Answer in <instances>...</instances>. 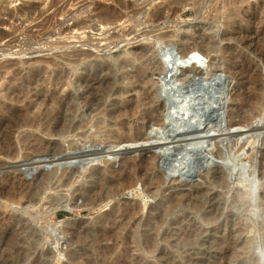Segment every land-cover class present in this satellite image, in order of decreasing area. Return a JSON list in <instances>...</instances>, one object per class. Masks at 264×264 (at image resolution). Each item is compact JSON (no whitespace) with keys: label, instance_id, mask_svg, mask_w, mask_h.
Returning <instances> with one entry per match:
<instances>
[{"label":"rangeland","instance_id":"374dc122","mask_svg":"<svg viewBox=\"0 0 264 264\" xmlns=\"http://www.w3.org/2000/svg\"><path fill=\"white\" fill-rule=\"evenodd\" d=\"M247 1L250 0H0V264H107L105 254L112 256L116 251L120 252L112 256L113 260L131 257L132 262L127 260L131 264H242L243 258L246 264L263 263L264 139L260 137L264 138V88L260 116L252 125L258 128L254 132L250 127L240 128L243 136L227 135V123L244 122L246 101H240L238 95L245 99L255 93L256 86H250L249 79L236 80L225 72L229 56L220 52L232 43L222 38L229 33L225 26L228 15L256 0ZM256 27L253 24L250 29ZM195 48H199L204 60L199 71L202 74L185 85L180 83V74L167 79L174 68L184 73L185 69L179 68L181 57L185 50ZM139 49L147 52L145 59H138ZM250 57L262 75L264 87V62ZM168 58L173 69L162 82L166 94L158 97L149 90V96L141 94L135 100L137 93L129 92L132 89L127 86L135 82L133 70L125 60L143 64L148 72L141 80L156 81L153 68ZM221 67L220 76H226L222 84L227 82L229 89L225 98L221 87L212 91L209 85L216 80L211 75ZM59 70L68 72L64 75ZM56 76L69 85L50 87V80ZM47 89L65 93L69 100H63L48 132L35 133L44 140L43 145L37 141L20 144L19 140L28 137L31 129L19 126V116L28 109L27 103L31 107ZM26 93L29 99L19 100ZM136 101L146 107L153 104L148 111L154 122L165 115L160 112H164L161 106L166 104L165 113L171 118L168 128H143L140 113L138 117L115 118L116 109L134 107ZM145 106L140 112L147 109ZM187 106L189 111L184 108ZM216 123L222 125L217 132ZM135 134L148 137L147 145L152 149L148 157L161 155L149 172L155 176V184L144 188L138 183L134 192L113 197L106 206L87 204L86 198L99 186L97 182L103 175L114 177L125 165L117 156L108 155L107 146L117 138L133 144ZM188 144L201 152L187 153ZM156 145L160 147L153 149ZM135 155L138 156L132 153L130 158ZM110 158L113 160L109 163ZM185 158L193 161L189 173L176 177L183 171ZM108 166L114 169L106 172ZM172 196L183 198V204L170 212L168 200ZM126 207L141 209L134 224L127 228L139 247L134 244L123 252L112 241L96 245L95 232L87 235L82 231L80 241L70 233L71 224L77 221L113 229V219ZM161 212L165 219L159 224L155 217ZM147 239L153 246L147 244ZM238 240L240 245L233 246ZM243 241L249 251L241 246ZM228 247L235 251L230 259L225 256Z\"/></svg>","mask_w":264,"mask_h":264},{"label":"bare ground","instance_id":"6f19581e","mask_svg":"<svg viewBox=\"0 0 264 264\" xmlns=\"http://www.w3.org/2000/svg\"><path fill=\"white\" fill-rule=\"evenodd\" d=\"M18 1V0H17ZM246 1V0H245ZM251 1V0H250ZM250 1H247L248 3ZM28 2V0H27ZM33 2V1H32ZM39 4V3H38ZM246 4V3H245ZM26 5V4H25ZM28 5V4H27ZM223 5V4H222ZM32 6V5H31ZM30 6V7H31ZM226 7V6H225ZM223 9V8H222ZM227 9V7H226ZM34 11V10H33ZM111 15H109L110 17ZM107 17V16H106ZM108 17V18H109ZM113 17V16H112ZM111 18V17H110ZM229 18V21L226 22L227 24H225L226 26V30L229 31V33L227 31H224V32H227V34L223 35L222 38L223 40H227L228 42H232L231 44H227L225 45L223 48L220 49V52H222V54L225 56V55H228L229 57V60L226 62L224 68L223 69L225 72L227 71L233 78H235L236 80H245V79H249V84L250 86H253L255 85L256 87L254 88L255 90V93L245 99H242L240 94L238 95V89H235L236 90V94L235 95H238V98L240 101H246V109L245 111L243 112V124L241 125L240 123H236V122H231V124H228V130H227V135L229 134L230 135H234L236 134L237 136H240L242 135L241 134V131H239L240 128H247V127H250L252 128V125H253V122L254 120H256L257 118H259L260 116V108L259 106L262 105V96H261V91L263 90V85H262V81H261V78H262V75L261 73L257 70H255V63L254 61L251 59L250 56H253L254 58H256L259 62H264V0H256L254 2H250L249 4H247L246 6H243V7H240V8H237L236 10H233L229 15L228 17ZM222 19V18H221ZM111 21V20H110ZM222 21V20H221ZM106 22V21H105ZM225 21H223L222 23H224ZM255 24L257 27L254 28V29H250L251 25ZM194 25V24H193ZM221 26V24H220ZM191 28V27H190ZM218 28V27H217ZM253 28V27H252ZM185 29H188L187 27ZM75 34V33H74ZM75 36V35H74ZM76 37V36H75ZM74 38V37H73ZM208 44V43H207ZM198 47V46H197ZM132 48V47H131ZM204 49V48H203ZM6 51V50H5ZM138 52H140L139 54H137L138 56V59L141 60V59H145V56L147 55V52L142 50L140 51L137 50ZM247 52L249 55H247ZM171 54V53H170ZM189 55H192L193 57H196L199 61H201L202 63H204L203 61V57H202V54L199 52V48H195V49H190V50H185L184 51V56L181 57V61L182 62H185L186 61V58L189 56ZM79 56V55H78ZM136 57V56H135ZM169 57V56H168ZM80 58V57H78ZM132 57H130L129 59H131ZM129 59H126L125 60V64H128V66L132 67L131 70H133V79H135V82L134 80L132 81V83H128L127 86H129L132 90L129 91V92H136L137 95H135V100H137L136 98H141V94H147L149 96V90H152L153 93L155 95H157L158 97H160V95L162 94L163 95V92L166 94V91L164 90L163 86H162V82L164 81V78L166 77L169 69H168V66H167V62L165 61H160L162 62L161 64H157L154 65L156 66L157 68H153L155 69L152 73L153 75H156L158 78L156 79V81H150V80H141V77L143 78L144 75L147 74V69L143 66V64H138L133 62L132 60H129ZM135 60V58H133ZM168 59H171V58H168ZM162 60V59H161ZM255 60V59H254ZM256 61V60H255ZM257 61V62H258ZM124 62V61H123ZM140 63H142L140 61ZM157 63V62H156ZM172 63V62H171ZM54 64V63H53ZM131 64V65H130ZM173 64V63H172ZM38 67V66H37ZM61 68V67H60ZM223 67L220 68V70H216V72L211 75V77H214L216 78L217 80V77L219 78L220 77V71ZM200 69L201 68H198V67H191V68H186L184 73H181L182 71H180V76L181 78L179 79L180 80V83L182 85H185L187 83H191L193 80L192 79H195L197 76L201 75L200 74ZM47 71V70H46ZM60 71V70H59ZM58 71V72H59ZM63 71V70H62ZM65 71V70H64ZM173 71V70H172ZM256 71V72H255ZM34 73H37L35 71H33ZM31 72V73H33ZM54 72L56 73V71L54 70ZM57 72V73H58ZM68 72V71H66ZM66 72H63L61 73V71L59 73L61 74H64ZM53 73V72H52ZM58 73V74H59ZM252 73H255V75H252ZM65 75V74H64ZM63 75V76H64ZM206 75V74H205ZM222 75V74H221ZM33 76V75H32ZM54 75H52L53 77ZM165 76V77H164ZM224 76V75H223ZM54 77L51 78L53 80H50V87L53 86V87H59L61 84L63 86V88L68 84L67 81H65V79H63L62 77ZM80 77V76H79ZM98 77V76H97ZM153 77V76H152ZM205 77V76H204ZM226 77V76H225ZM224 77V79H225ZM241 77V79H239ZM56 78V79H55ZM167 78V77H166ZM96 79V78H95ZM155 79V78H154ZM90 80V79H89ZM178 80V79H177ZM178 80V81H179ZM48 81V80H47ZM46 81V82H47ZM69 81V80H68ZM110 81V80H109ZM108 81V82H109ZM91 82V81H90ZM96 82V81H95ZM134 82V83H133ZM194 82V81H193ZM165 83V82H164ZM227 83V82H226ZM222 84L221 85V88L222 89V97L225 95L226 93V97H227V94L229 92V89L227 87L228 84ZM46 84V83H45ZM86 84V83H85ZM89 84V83H87ZM94 84V83H93ZM48 85V86H49ZM69 85V84H68ZM84 85V84H82ZM91 85V84H89ZM114 85V84H113ZM112 85V87H113ZM87 86V85H86ZM108 86V85H107ZM161 86V87H160ZM12 87V86H11ZM48 87V88H50ZM53 87L51 89H53ZM97 87V86H96ZM101 87V86H100ZM14 88V87H13ZM22 88V87H21ZM61 87V89H63ZM94 88V87H93ZM16 89V87H15ZM8 90H12V89H8ZM17 90V91H16ZM13 91H16L15 93L18 92V89H16ZM48 91H45L43 93V95L39 96V100H36L37 102H34V103H31L32 106H30V104L27 103L26 107H28V109L24 112H21V116H19L20 119H22V122L20 123L19 126L21 127H25L28 128V129H31V131L28 133V137H26L25 139L23 140H19L20 144L22 143V141H26V143L28 142L29 144L30 143H33V141H37L39 142V145H43V139L40 138V137H37V134H35L37 131H43V132H48L49 128L52 126L51 123H52V120L55 118L56 114L59 112V110L61 109V104L63 102L64 99H68L66 98V96L63 94V93H60V91H56V89L54 91H50V89H47ZM77 90V89H76ZM170 90V89H169ZM173 90V89H172ZM13 91L11 92V94L13 96H16L14 95L15 93H13ZM22 91V90H21ZM19 91V92H21ZM64 91V90H63ZM61 91V92H63ZM78 91V90H77ZM106 92V91H105ZM5 93V92H4ZM8 93H10L8 91ZM98 93V92H97ZM173 93V92H172ZM19 94V93H18ZM82 94V93H81ZM104 94V93H103ZM126 94V93H125ZM221 94V93H220ZM219 94V95H220ZM21 95H23V93H21ZM64 95V97H63ZM75 95V94H74ZM93 95V94H92ZM129 95V94H128ZM147 95H142L143 97L147 96ZM161 95V96H162ZM218 95V94H217ZM10 96V95H8ZM20 97V95H17V97ZM147 96V98H148ZM229 96V95H228ZM11 97V96H10ZM17 97H12V99L14 98H17ZM78 97V96H77ZM222 97L220 99H222ZM8 100H9V97H7ZM29 99L27 93L24 94L23 97H20L19 100H21L23 102L22 99ZM31 98V97H30ZM128 98V97H127ZM191 98V97H190ZM193 98V97H192ZM225 98V97H223ZM229 98V97H228ZM227 98V99H228ZM25 99V100H26ZM15 100V99H14ZM24 100V102H25ZM69 100V99H68ZM125 100V99H124ZM142 101L143 98L141 99ZM150 100H153V99H150ZM148 99V102L150 101ZM168 100V99H167ZM13 100L10 99V102H12ZM67 101V100H65ZM134 101V100H133ZM140 101V100H139ZM141 101V102H142ZM169 101V100H168ZM235 101H238L235 100ZM15 102V101H13ZM127 102V101H126ZM147 102V101H146ZM17 103V102H16ZM137 103V105H135L134 107H128L127 105L125 107V109H122V110H119V109H116V113L115 114H118L116 115L115 118H121V117H131V116H136L137 114L140 115L139 117V120L143 122V128L149 130V129H152L154 128V126H157V125H160V126H168V122L170 120H168V115L167 113H165V106L166 104H163L161 106V108L163 109L164 112H160V113H164L165 115L162 116V119L157 121V122H154V120L151 118V115L149 113V111L151 110L150 108L152 107H149L151 105H149L148 107L145 106V104L143 105H139L140 103L139 102H135ZM144 103V102H143ZM154 103V102H153ZM2 104V103H1ZM13 104V103H12ZM12 104L9 105V104H4L6 106H8V108H11L12 107ZM69 104V103H68ZM147 104V103H146ZM157 104V103H156ZM63 105V104H62ZM14 106V105H13ZM16 106V105H15ZM145 106L147 109L140 112L142 109L141 107ZM63 107V106H62ZM193 107V106H192ZM7 108V107H6ZM4 108V109H6ZM17 108V106L15 107V109ZM154 108V107H153ZM157 108V107H156ZM155 108V109H156ZM185 109H187L188 111L191 109L190 106H187V107H184ZM183 108V109H184ZM3 109V110H4ZM13 109V108H12ZM24 109V108H23ZM22 109V110H23ZM141 109V110H139ZM144 109V108H143ZM158 109V108H157ZM7 110H11V109H7ZM21 110V111H22ZM86 110V109H85ZM149 110V111H148ZM14 111V110H13ZM115 111V110H114ZM160 111V110H159ZM185 111V110H184ZM10 112V111H9ZM153 112V110L151 111ZM8 113V112H7ZM11 113V112H10ZM64 113V112H63ZM157 113V112H156ZM200 113V112H198ZM13 114V113H12ZM17 114V113H16ZM60 114V113H59ZM6 115V114H5ZM158 115V114H157ZM192 116V115H191ZM138 117V115H137ZM18 118V120H20ZM136 118V117H135ZM132 119V118H131ZM160 119V118H159ZM17 120V121H18ZM115 120V119H114ZM118 120V119H116ZM121 120V119H119ZM118 120V121H119ZM21 121V120H20ZM123 120L119 121L122 122ZM125 121V120H124ZM137 121V120H136ZM133 122V121H132ZM139 122V121H138ZM218 122V121H217ZM85 123V122H84ZM118 123V125H119ZM140 123V122H139ZM17 124V122H16ZM87 124V123H86ZM126 124L128 125V123L126 122ZM134 124V123H133ZM132 124V125H133ZM142 124V123H141ZM116 125V124H114ZM125 125V124H123ZM137 125V124H136ZM226 125V126H227ZM230 125V127H229ZM258 125V124H256ZM54 126V125H53ZM117 126V125H116ZM120 126V125H119ZM131 126V125H130ZM221 123H216V132H217V129H220L221 128ZM85 127V126H84ZM118 127V126H117ZM121 127L122 126V123H121ZM163 127V128H164ZM213 127V126H212ZM258 128V126H253V128L250 130V131H253L254 132V129L255 128ZM124 128V127H123ZM122 128V129H123ZM132 128V127H131ZM130 128V129H131ZM158 128V127H157ZM168 128V127H166ZM125 129V128H124ZM123 129V130H124ZM137 129V127L135 128V130ZM264 129V127L262 128V130ZM133 130V129H132ZM144 130V129H143ZM162 130V128H161ZM245 130V129H244ZM259 129H257L258 131ZM131 131V130H129ZM154 131V130H153ZM42 132V133H43ZM136 132V131H134ZM140 132V131H139ZM155 132V131H154ZM132 133V131L130 132ZM146 133V132H145ZM243 133V132H242ZM261 133V132H260ZM139 134V133H137ZM137 134H135L137 136ZM160 134V133H159ZM259 134V133H258ZM257 134V135H258ZM262 134V133H261ZM260 134V136H261ZM134 135V134H133ZM216 135V134H215ZM23 136V135H22ZM27 136V135H26ZM49 136V135H48ZM119 136V135H118ZM219 137V135H216V137ZM243 136V135H242ZM263 136V135H262ZM130 137H133V136H130ZM210 137V136H208ZM257 138H259V135L256 136ZM7 138V137H6ZM40 138V139H39ZM117 138V137H116ZM158 138V137H157ZM261 140L264 139L263 137H260ZM9 140V137L7 138ZM16 139H19V138H16ZM130 139V138H129ZM128 139V140H129ZM209 139V138H208ZM211 139V138H210ZM237 139H240V138H237ZM1 140V139H0ZM114 140V139H113ZM131 140V139H130ZM154 140V139H152ZM156 140V139H155ZM154 140V141H155ZM221 140V139H220ZM232 140V139H231ZM254 140H255V137H254ZM257 140V139H256ZM6 141V140H4ZM12 141V139H11ZM11 141H9V143H12ZM115 141V140H114ZM126 141V139H125ZM125 141H122V138L121 139H118L116 140V142L110 144V146H107V149H110V152H108V155L110 154V156H117L118 159L120 161H123L122 163L125 164V165H121L122 168H120V171H118L117 175L114 177H105L103 175V179L101 180L100 179V183L97 182L99 184H97L98 187H96V189H91L92 191L90 192V196L87 197V204L89 203L90 205H98V203L100 204H104L106 206L105 203H107L109 199L113 198V197H118V196H121L122 194H124L125 192H134L136 189V186L138 183H140L144 188L147 186H151L152 184H155L154 181H156V178H154L155 176H151L149 175V172L152 171L153 167H154V162L156 161V158L160 157L161 155H157V154H153V155H147V152L148 151H151L152 149L148 147V137H146V134L145 135H142L140 134L139 136H137L135 138V141H133V144H126ZM152 141V142H154ZM158 141V140H157ZM242 141V140H241ZM253 141V140H252ZM7 142V141H6ZM16 142V141H14ZM18 142V143H19ZM156 142V141H155ZM249 142V141H248ZM4 143V142H3ZM8 143V144H9ZM129 143V142H128ZM191 143H194V142H191ZM233 143V142H232ZM250 143H251V140H250ZM250 143H246L247 145L249 144L250 146ZM257 143V141H256ZM259 143V141H258ZM257 143V145H258ZM261 143V142H260ZM16 143H13V145H15ZM23 144V143H22ZM38 144V143H37ZM153 144V143H152ZM156 144V143H155ZM240 144V142H239ZM253 144V142H252ZM251 144V145H252ZM1 145V144H0ZM10 145V144H9ZM8 145V146H9ZM50 145V144H49ZM232 145V144H231ZM246 145V146H247ZM262 145V144H261ZM6 146V145H5ZM12 146V145H11ZM190 146V147H189ZM198 146V145H197ZM240 146V145H239ZM247 146V147H249ZM7 147V146H6ZM14 152L16 150V146H14ZM156 147H160V145H156L154 148ZM189 147V148H188ZM188 147L186 150L187 153L191 152L193 149H196L195 147L191 146L190 144H188ZM29 148V147H27ZM232 148H236V147H232ZM10 149V148H9ZM13 149V148H12ZM112 149V150H111ZM245 149V147H244ZM7 150V149H6ZM11 150V149H10ZM8 151V150H7ZM105 151V150H104ZM1 152L4 153V151L2 150ZM6 152V151H5ZM9 153L6 152V154ZM12 153V152H11ZM10 153V154H11ZM132 153H136L138 154V156L135 155L132 156L134 158H130V155H132ZM152 153V151H151ZM220 153V152H219ZM1 154V153H0ZM150 154V153H149ZM129 155V156H128ZM10 156V155H8ZM106 156V155H105ZM128 156V158H127ZM192 157V155H190ZM26 157V156H25ZM100 157V156H99ZM102 157V156H101ZM117 157H115L117 159ZM6 158V157H5ZM191 160L190 157H187ZM3 159V158H2ZM186 159V158H185ZM184 159V160H185ZM109 163L110 161H112L113 159H108ZM183 160V161H184ZM117 161V160H116ZM103 163V162H102ZM112 163V162H111ZM186 164V163H184ZM183 165V164H181ZM124 166V167H123ZM111 167L112 166H108V170H106V172L108 171H111ZM113 168V167H112ZM116 168V167H115ZM179 168V167H178ZM106 169V168H105ZM114 169V168H113ZM184 169V167H183ZM182 169V170H183ZM177 171H179L177 169ZM113 172V171H112ZM181 172V171H180ZM98 176V175H97ZM182 176V175H180ZM100 177V176H99ZM105 177V178H104ZM99 180V179H98ZM70 181V180H69ZM96 182V181H94ZM95 184V183H94ZM157 184V187L159 186V183H156ZM156 186V185H155ZM243 197V196H242ZM183 198H179V197H170V199L168 200L169 203L171 204V206L168 207V209L170 210V212L172 211H175L176 209L178 208H181L182 204H183ZM200 200H201V197H200ZM199 200V201H200ZM215 200V199H214ZM239 201V200H238ZM201 203V202H200ZM199 204V202L197 203ZM103 205V206H104ZM100 206V205H99ZM86 207V206H85ZM98 207V206H97ZM115 207V206H114ZM130 207V206H128ZM79 208V207H78ZM113 208V207H112ZM111 208V209H112ZM127 208V207H126ZM131 208V207H130ZM118 208H116V211H117ZM129 209L127 208L126 210H123L122 213H120L119 211H117V213H120L121 215L119 217H117L116 219H113L112 221V226H115V228H110L108 229L107 227L104 226H95V227H91V226H88L86 225L84 222H81V221H77V222H73L71 224V229H70V233H72V235L74 234L77 238L79 237V235L83 232L87 235L91 234V232H95L96 233V238L94 239V243L96 245H98L99 247L102 246L103 243L105 242H108V241H112L114 242L115 244V247L118 249L121 248L125 251L123 252H126L127 249L131 248L132 245L135 244L136 247H139L138 246V243L137 242H134L135 240V237L132 235V232L130 230H128L127 228L129 227V225H131V223L135 220V217L140 213L141 209ZM79 210V209H78ZM121 211V209H120ZM159 211V210H157ZM169 211H165V213H167ZM4 213V212H3ZM80 213V212H79ZM164 213V214H165ZM163 212H161L159 215L157 214V216L155 217V221H157V223L161 224V223H164V215ZM2 215V214H1ZM167 215V214H166ZM120 220V222L118 223L117 220ZM237 220V219H236ZM63 221V220H62ZM176 222V221H175ZM61 223V222H60ZM111 224V223H110ZM134 224V223H132ZM149 225V224H148ZM147 225V226H148ZM158 228V227H157ZM130 229V228H129ZM83 231V232H82ZM125 232V235H123ZM135 232V231H134ZM73 235V236H74ZM135 235V234H134ZM189 235V234H188ZM233 234L231 233L229 236H232ZM15 236V235H14ZM81 236V235H80ZM85 236V235H84ZM12 237V236H11ZM17 237V236H16ZM15 237V239H16ZM19 237V236H18ZM82 238V237H80ZM235 238V237H234ZM79 239V238H78ZM76 240V239H75ZM83 240V239H82ZM231 240V239H230ZM233 240H236V239H233ZM17 241V239H16ZM80 241V239H79ZM153 241V240H152ZM151 241V242H152ZM147 244H151L150 246H153V243H150V239H147L146 240ZM9 243V242H8ZM15 243V242H14ZM18 243V242H17ZM22 243V242H20ZM19 243V244H20ZM10 244V243H9ZM16 244V243H15ZM120 244V245H119ZM249 244V243H248ZM247 244V245H248ZM13 245V244H11ZM117 245V246H116ZM140 245V244H139ZM237 246L240 245L239 244V240L238 241H235L233 246ZM246 244H244V241L241 242V246H243L244 250L247 249V251H249V248H246L245 246ZM17 246V245H16ZM7 247V246H6ZM11 247V246H10ZM249 247V245L247 246ZM9 248V247H8ZM14 248V247H13ZM110 248V247H109ZM229 248V247H228ZM233 248V247H231ZM242 248V247H241ZM251 248V247H250ZM135 249V248H134ZM121 250V249H120ZM243 250V249H242ZM20 251V250H19ZM115 251V250H113ZM234 251V250H231L230 248L229 249H226L225 250V256L226 258L228 259V257L230 256L231 252ZM237 251V250H236ZM9 252V251H7ZM14 252V251H13ZM118 251H116L117 253ZM120 252V251H119ZM118 252V253H119ZM121 252V253H123ZM235 252V251H234ZM233 252V253H234ZM238 252V251H237ZM115 253V254H116ZM250 253V252H249ZM15 254V253H14ZM113 254L115 257L116 255ZM124 254V253H123ZM121 254V255H123ZM8 255V254H7ZM112 255V256H113ZM238 255V253L236 254V256ZM243 255V254H242ZM248 255V254H247ZM15 256V255H14ZM59 256V255H58ZM104 256V255H103ZM112 256H110L109 254H105V262H107V264H131V260L132 259L130 256H127L130 257V259H123L119 257V260L118 258H116V260H113L112 259ZM126 256V255H124ZM8 257V256H7ZM12 257V256H11ZM231 257V256H230ZM229 257V259H230ZM251 257V256H250ZM4 258V257H3ZM233 258V257H231ZM239 259V257H237ZM246 258V257H245ZM6 259V258H5ZM247 259V258H246ZM8 260V258H7ZM38 260V259H37ZM127 260H130L131 262L129 263ZM242 260H244V262H242V264H246V260L243 258ZM254 260V259H253ZM4 261V260H3ZM36 261V260H34ZM5 262V261H4ZM39 262V261H38ZM110 262V263H109ZM9 264V263H8ZM37 264V263H36ZM106 264V263H105ZM134 264V263H133Z\"/></svg>","mask_w":264,"mask_h":264},{"label":"water","instance_id":"95a60500","mask_svg":"<svg viewBox=\"0 0 264 264\" xmlns=\"http://www.w3.org/2000/svg\"><path fill=\"white\" fill-rule=\"evenodd\" d=\"M171 61H172L171 59L166 61L168 66H169V70L173 69V66L170 65ZM174 65H176V64H174ZM193 66L201 68V69H203V67H204L203 63L201 61H199L196 57H193L192 55H189L186 58V61L181 63V65H179V68L180 69H186V68H191ZM179 74H180V71L179 70L176 71L175 68H174L173 71L167 75V79L175 78ZM222 81H224V79H223L222 76H220L217 80H214V82H211L209 85H210V88L212 89V91H214L218 87H221ZM193 116H196V114H193ZM170 119L171 118H170V114H169L168 115V120H170ZM191 152H194V153L201 152V149L200 148L193 149ZM186 155H187V153H186ZM186 160L187 159H185V161H184L186 164L183 165L184 166L183 171H181L180 173L179 172L176 173V175H175L176 177L179 176V174L186 176L189 173V169L188 168L193 164V161L187 160V162H186ZM253 192L254 193L252 194V198L255 199L257 197V191H256L255 187H254V191ZM136 194L138 195V193H136ZM262 262H263L262 264H264V260Z\"/></svg>","mask_w":264,"mask_h":264}]
</instances>
